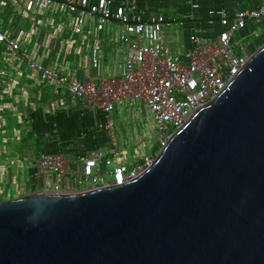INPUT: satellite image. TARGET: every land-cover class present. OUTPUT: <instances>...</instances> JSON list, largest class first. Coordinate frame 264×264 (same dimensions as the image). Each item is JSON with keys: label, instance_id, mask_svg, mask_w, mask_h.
Segmentation results:
<instances>
[{"label": "water", "instance_id": "water-1", "mask_svg": "<svg viewBox=\"0 0 264 264\" xmlns=\"http://www.w3.org/2000/svg\"><path fill=\"white\" fill-rule=\"evenodd\" d=\"M0 264H264V43L123 184L0 200Z\"/></svg>", "mask_w": 264, "mask_h": 264}, {"label": "built area", "instance_id": "built-area-1", "mask_svg": "<svg viewBox=\"0 0 264 264\" xmlns=\"http://www.w3.org/2000/svg\"><path fill=\"white\" fill-rule=\"evenodd\" d=\"M190 3V1L188 0ZM51 4L63 8L72 18V32L97 36L113 26L111 43L126 48L123 70L118 76L80 81L75 70L66 72L58 65L32 60L18 42L0 29V44L21 57L27 70L51 87L54 95L63 90L84 112L104 114L103 129L111 133L109 115L114 107L126 105L135 111L146 107L156 144L161 149L171 133L190 115L212 100L230 81L242 64L264 43V0L253 8L208 10L201 21L188 18L186 46L172 53L162 40L165 26L182 22L160 14L143 16L136 0H24V11L44 9ZM197 9L196 3H190ZM63 24L68 20L63 18ZM100 42L93 45L99 52ZM156 155V154H155ZM155 155L125 166L115 162L113 151L92 152L71 161L57 153L40 154L37 169L45 190L70 193L88 188L121 185L147 167Z\"/></svg>", "mask_w": 264, "mask_h": 264}, {"label": "crops", "instance_id": "crops-1", "mask_svg": "<svg viewBox=\"0 0 264 264\" xmlns=\"http://www.w3.org/2000/svg\"><path fill=\"white\" fill-rule=\"evenodd\" d=\"M189 1L196 3L198 8L191 9L188 0H136L138 11L143 16L160 14L167 20L182 22L177 26H165L162 30V40L165 45L172 46L173 43L179 42L176 49H171L172 53L187 44L184 36H186L188 18L199 22L208 10H225L231 13L236 9L253 8L258 2V0ZM23 5L24 0H0V29L2 33L18 42L20 49L32 60L44 65H58L66 72L75 70L80 81L118 76L122 73L126 48L111 43L115 35L113 26L105 27L97 36L92 35L91 31L82 36L75 35L72 32L71 21L74 16L66 18L61 6L51 4L44 9H33L28 13L24 11ZM176 17L180 20H176ZM63 18L68 20L66 25L62 22ZM97 41L100 42L101 47L99 52H94L93 45ZM0 65L15 78L14 88L8 87L7 91H13L10 96H15V101L19 104L18 107L9 110L22 111L31 118L33 126H30V131L34 139L37 137L34 145L40 146L43 152L47 150L44 153L61 154L75 165L74 161L79 156H87L92 152L113 151L116 163L125 166L133 164H127L124 156L119 153L120 150H127L124 146L126 144L124 128L118 127V121L124 117L123 110L127 109L128 113L131 110L126 105L114 107L110 113L109 120L114 121L116 128L114 131L112 128L109 133L103 129L104 114L98 111H81L80 105L71 101L63 90L54 95L51 87L42 83L34 73L29 72L24 60L3 44H0ZM21 88L27 89L28 99L23 97L24 90ZM25 103L26 106H23ZM140 106L148 113L145 106L138 105ZM25 123L28 124V121ZM131 137L130 142L135 140L136 144L139 143V136L132 134ZM22 161L23 164H30L24 159ZM27 177V182V178L22 181L24 188L29 181L31 184L21 192L20 196L28 192L45 190L46 184L37 168L34 172L29 169Z\"/></svg>", "mask_w": 264, "mask_h": 264}, {"label": "rangeland", "instance_id": "rangeland-1", "mask_svg": "<svg viewBox=\"0 0 264 264\" xmlns=\"http://www.w3.org/2000/svg\"><path fill=\"white\" fill-rule=\"evenodd\" d=\"M176 20H180L178 17H176ZM163 30V29H162ZM180 36V34H179ZM187 36H184V39ZM167 45V44H166ZM169 46V45H168ZM179 46V42L173 43L172 46H169L170 49L174 50ZM5 67V66H3ZM8 65H6V68ZM10 72L7 70H3V68L0 65V157L4 156L5 152V146L10 143L11 138H6L3 130V117H11L12 125L14 126V131H20V123L26 119L25 115L21 112H13L12 110H9L10 108L18 107V104L15 100V96H10L11 93L13 94V91H7V88L9 87L14 88V82L12 77L13 75L9 74ZM4 83V84H3ZM11 83V84H10ZM11 85V86H10ZM21 90H24L23 97H26L27 89L21 88ZM10 92V93H9ZM29 96V95H28ZM28 99V98H27ZM22 104V103H20ZM23 106H26V103L23 104ZM25 108V107H24ZM22 109V108H21ZM127 109L123 110L124 117L118 121V127L121 126L124 128V134H126V144L124 145L127 150H120V155H123L125 158V161L127 164L136 163L138 161L142 162V159L145 157L154 156L159 148L156 144V136L153 134V126L151 124L150 117L148 113L146 112L145 108L138 107L135 111L130 110V112H127ZM24 115V116H23ZM111 123L113 124V131L116 128V125H114V121L111 120ZM19 129V130H18ZM26 128H23L22 131H20V136H25L27 132ZM132 134L134 136H139L140 140L139 143H135V140H132L130 142V138H132ZM15 137L18 138V135L15 134ZM31 144V141H28ZM18 145H14V152L15 149L18 151ZM31 148L34 147V143L30 145ZM20 152L26 153L28 149L26 147L19 146ZM16 153V152H15ZM19 153V152H18ZM16 153L13 158L10 159L13 160V165L10 167H0L3 168L0 170V200H5L9 198L18 197L21 195V192H24L25 189H27L28 184L26 185V188H22L23 190H20L19 187L21 185V182L23 180L28 181V177L26 175V168L29 167V164H23V159L20 158L21 153ZM137 154V157H136ZM139 159V160H138ZM138 160V161H135ZM26 162V161H25ZM25 165V166H24ZM27 191V190H26ZM25 194V193H24Z\"/></svg>", "mask_w": 264, "mask_h": 264}, {"label": "trees", "instance_id": "trees-1", "mask_svg": "<svg viewBox=\"0 0 264 264\" xmlns=\"http://www.w3.org/2000/svg\"><path fill=\"white\" fill-rule=\"evenodd\" d=\"M12 118L11 117H3V130H4V134L5 136H7L6 138H11L10 140V143H8L7 146H5V152H4V156L3 157H0V167H10L11 165H13V160H11L10 158L16 154V153H21L19 156L24 159L26 162H29L30 166L28 167V169L26 170V175L27 173L29 172V169H31V172H34L36 170V165H37V162L35 157H34V152L31 148V144L32 142H36V138L34 139L33 137V133L30 131V126L32 127V120L31 118H29L27 115H26V119L22 121L21 123V127H20V130L21 128H26V135L25 136H20V131H14V128H13V125H12ZM27 122L28 121V124H24V122ZM31 123V124H29ZM29 129V130H27ZM15 134L18 135V138L15 137ZM28 141H31V144L28 142ZM0 142H1V139H0ZM18 145V151H16L15 149V152H14V145ZM19 146L21 147H26L28 149V151L26 153H23L20 152L19 150ZM18 153V154H19ZM140 162V161H138ZM3 169V168H1ZM28 185L31 184V182L29 181V183H27ZM23 186V187H22ZM24 189V182H22L21 186L19 187L20 190H23Z\"/></svg>", "mask_w": 264, "mask_h": 264}, {"label": "flooded vegetation", "instance_id": "flooded-vegetation-1", "mask_svg": "<svg viewBox=\"0 0 264 264\" xmlns=\"http://www.w3.org/2000/svg\"><path fill=\"white\" fill-rule=\"evenodd\" d=\"M32 150H33V152H36L37 153V155H40L41 153V151L43 152V150H42V148L40 147V146H35L34 145V147L32 148Z\"/></svg>", "mask_w": 264, "mask_h": 264}]
</instances>
